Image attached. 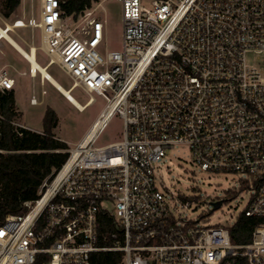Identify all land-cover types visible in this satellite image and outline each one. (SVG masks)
<instances>
[{
  "label": "built area",
  "instance_id": "built-area-1",
  "mask_svg": "<svg viewBox=\"0 0 264 264\" xmlns=\"http://www.w3.org/2000/svg\"><path fill=\"white\" fill-rule=\"evenodd\" d=\"M117 1L123 45L104 55L102 2L75 18L61 0H39L38 17L14 23L41 29L45 65L57 63L68 89L89 95L85 105L95 94L107 103L89 141L70 150L25 212L0 224V264H93L99 250L122 251V264H264V0ZM15 83L0 68V90ZM116 114L122 139L96 146ZM179 145L203 171L242 175L252 190L243 214L257 220L250 241L234 243L233 225L171 205L157 168ZM99 213L116 228L112 246L97 244Z\"/></svg>",
  "mask_w": 264,
  "mask_h": 264
},
{
  "label": "rangeland",
  "instance_id": "rangeland-1",
  "mask_svg": "<svg viewBox=\"0 0 264 264\" xmlns=\"http://www.w3.org/2000/svg\"><path fill=\"white\" fill-rule=\"evenodd\" d=\"M100 2L102 3L98 14L107 19L104 42L99 47V51L104 55L107 51L122 48L123 7L117 0H98L94 4L98 5ZM39 10V0H22L15 15L5 18L0 14V25L13 26L17 19L28 22L32 13L36 17L39 16ZM8 29L26 49L29 50L31 44L37 46V57L41 64L44 65L48 61L43 49L41 29L31 26H13ZM261 57L258 54H250L249 61L257 63L261 61ZM0 68H6L16 80L13 89L19 112L17 122L42 130L46 107L52 106L58 115L56 135L68 143L69 151L84 140L107 103L103 96L95 94V101L79 110L51 83L45 81L40 72L32 75L27 59L4 38L0 39ZM49 71L65 88L72 84V79L57 63H53ZM71 92L81 103H85L89 97L80 88H75ZM34 96L37 98L36 104L31 103ZM123 131V120L116 114L111 117L94 144L102 146L121 140ZM157 170L158 184L167 193L171 205L191 219H201L211 225L232 226L248 207L252 190L240 184L242 175L238 172L201 170L186 145L169 149L167 156L158 164ZM219 199H223V203L214 209L212 202ZM186 200L190 201L189 205H186Z\"/></svg>",
  "mask_w": 264,
  "mask_h": 264
},
{
  "label": "trees",
  "instance_id": "trees-1",
  "mask_svg": "<svg viewBox=\"0 0 264 264\" xmlns=\"http://www.w3.org/2000/svg\"><path fill=\"white\" fill-rule=\"evenodd\" d=\"M97 1L61 0V8L66 15L76 18ZM21 2L0 0V14L10 18L17 13ZM18 117L14 89L0 90V224L10 214L25 212V202L39 197L43 184L52 180L70 155L68 143L56 135L58 115L52 106L46 107L42 130L20 124ZM256 222L255 218L242 213L231 227L232 241H250ZM114 232L116 228L111 218L99 213L97 244L112 246ZM91 260L93 264H122L123 252L99 250L92 253Z\"/></svg>",
  "mask_w": 264,
  "mask_h": 264
},
{
  "label": "bare ground",
  "instance_id": "bare-ground-1",
  "mask_svg": "<svg viewBox=\"0 0 264 264\" xmlns=\"http://www.w3.org/2000/svg\"><path fill=\"white\" fill-rule=\"evenodd\" d=\"M22 23L14 24L13 26L20 25ZM9 26V24H8ZM7 26V27H8ZM11 25V27L13 28ZM6 27V28H7ZM0 32L5 36V38L8 40L10 44L14 46V48L23 56L30 64V72L32 75H36L38 72L42 74V77L45 81H48L51 83L57 90H59L66 99L74 106H76L79 110H83L87 105L93 103L94 101L88 102L86 105L84 103H81L73 94L72 90H69L68 88H65L48 70V67L51 65H43L39 62L37 57V46L35 44H31L29 50L26 49L20 42H18L6 29H4L0 25ZM105 120V117L101 118L98 122V124H101ZM90 139V134H87V136L84 138V140L81 141V143H87Z\"/></svg>",
  "mask_w": 264,
  "mask_h": 264
},
{
  "label": "crops",
  "instance_id": "crops-1",
  "mask_svg": "<svg viewBox=\"0 0 264 264\" xmlns=\"http://www.w3.org/2000/svg\"><path fill=\"white\" fill-rule=\"evenodd\" d=\"M8 27H11V25H9ZM8 27L6 28V27H3L4 29H6L8 32H9V29H8ZM10 33V32H9ZM2 38H4V39H6L5 38V36H3V34L0 32V39H2ZM7 40V39H6ZM8 41V40H7ZM12 45V44H11ZM13 46V45H12ZM14 47V46H13ZM45 65V64H44ZM45 82V81H44ZM59 91V90H58ZM32 103V102H31ZM38 103V102H37ZM32 104H36V103H32ZM28 127H30V126H28ZM30 128H32V127H30ZM32 129H34V130H40V128H37V129H35V128H32Z\"/></svg>",
  "mask_w": 264,
  "mask_h": 264
},
{
  "label": "water",
  "instance_id": "water-1",
  "mask_svg": "<svg viewBox=\"0 0 264 264\" xmlns=\"http://www.w3.org/2000/svg\"><path fill=\"white\" fill-rule=\"evenodd\" d=\"M212 204H213L214 209H217L221 206L222 200L213 201Z\"/></svg>",
  "mask_w": 264,
  "mask_h": 264
}]
</instances>
